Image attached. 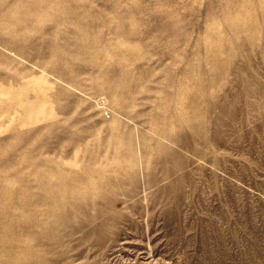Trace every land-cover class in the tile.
Instances as JSON below:
<instances>
[{
    "label": "rangeland",
    "instance_id": "1",
    "mask_svg": "<svg viewBox=\"0 0 264 264\" xmlns=\"http://www.w3.org/2000/svg\"><path fill=\"white\" fill-rule=\"evenodd\" d=\"M0 1V264H264V0Z\"/></svg>",
    "mask_w": 264,
    "mask_h": 264
},
{
    "label": "bare ground",
    "instance_id": "2",
    "mask_svg": "<svg viewBox=\"0 0 264 264\" xmlns=\"http://www.w3.org/2000/svg\"><path fill=\"white\" fill-rule=\"evenodd\" d=\"M3 1H5V0H3ZM6 1H8V0H6ZM18 1H19V0H18ZM0 2H1V1H0ZM12 3H13V2H12ZM13 5H15V4H13ZM10 7L12 8V5H10ZM18 7H19V6H18ZM13 8H14V7H13ZM9 9H10V8H9ZM9 9H7V10H8V11H7L8 13H9ZM11 10H12V9H11ZM8 13H7V14H8ZM10 13H11V12H10ZM0 14H1V13H0ZM2 14H3V13H2ZM10 15H11V14H10ZM261 19H262V18H261ZM245 34H246V33H245ZM245 36H246V35H245ZM246 37H247V36H246ZM263 37H264V36H263ZM250 40H251V38H250ZM263 40H264V39H263ZM255 43H256V42H255ZM249 46H250V45H249ZM263 47H264V46H263ZM256 48H257V46H256ZM248 49H249V48H248ZM248 49H247V50H248ZM261 49H262V47H261ZM263 50H264V49H262L261 51H263ZM247 52H248V51H247ZM219 53H220V52H219ZM257 53H260V52H257ZM261 54H263V53H261ZM256 55H257V54H256ZM256 55H255V56H256ZM263 55H264V54H263ZM249 56H250V55H249ZM253 56H254V55H253ZM218 58H219V57H218ZM218 58H217V59H218ZM223 60H224V59H223ZM262 61H263V60H262ZM206 62H208V61H206ZM218 62H219V61H218ZM263 62H264V61H263ZM223 63H224V61H223ZM203 64H204V63H203ZM210 64H211V63H210ZM216 64H217V63H216ZM225 64H226V63H225ZM238 64H239V63H238ZM246 64H247V63H246ZM204 65H205V64H204ZM230 66H231V65H230ZM230 66H229V67H230ZM241 66H242V65H241ZM220 67H221V66H220ZM242 67H244V66H242ZM204 69H205V68H204ZM230 69H231V68H230ZM244 69H245V68H244ZM248 69H249V68H248ZM206 70H207V69H206ZM225 70H226V69H225ZM208 71H209V70H208ZM208 71H207V72H208ZM221 71H222V69H221ZM244 71H246V70H244ZM202 72H203V71H202ZM215 72H216V71H215ZM227 72H228V71H227ZM220 73H221V72H220ZM220 73H218V74L220 75ZM215 74H216V73H215ZM221 74H222V73H221ZM246 74H247V73H246ZM219 75H218V76H219ZM248 76H249V75H248ZM216 77H217V76H216ZM251 77H252V76H251ZM209 78H210V76H209ZM221 78H223V77H221ZM219 79H220V78H219ZM215 80H216V79H215ZM217 80H218V79H217ZM250 80H251V79H250ZM213 81H214V80H213ZM221 81H222V80H221ZM204 82H206V80H204ZM209 82H210V81H209ZM215 82L217 83V81H215ZM216 83H215V84H216ZM254 83H255V82H254ZM209 84H210V83H209ZM209 84H208V85H209ZM219 84H220V83H219ZM240 84H241V83H240ZM255 84H256V83H255ZM256 85H257V84H256ZM214 86H215V85H214ZM217 86H218V85H217ZM225 87H226V86H225ZM225 87H224V88H225ZM254 88H255V87H254ZM205 91H206V90H205ZM262 91H263V90H262ZM207 94H208V93H207ZM221 96H224V95H221ZM227 96H228V95H227ZM229 97H232V96H229ZM235 98H236V97H235ZM255 98H256V97H255ZM200 99H201V98H200ZM216 99H217V97H216ZM226 99H227V98H226ZM229 99H230V98H229ZM232 99H233V98H232ZM237 99H238V98H237ZM239 99H240V98H239ZM207 100H208V99H207ZM214 100H215V99H214ZM235 100H236V99H235ZM194 101H195V100H194ZM219 101H220V100H219ZM219 101H218V102H219ZM102 102H103V100H102ZM223 102H224V101H223ZM230 102H231V99H230ZM232 102H233V101H232ZM232 102H231V103H232ZM104 103H105V101H104ZM215 103H217V102H215ZM221 103H222V102H221ZM226 103H227V102H226ZM96 104H97V103H96ZM102 104H103V103H102ZM229 104H230V103H229ZM97 105H98V104H97ZM218 105H219V104H218ZM32 107H33V106H32ZM38 107H40V106H38ZM215 107H216V106H215ZM220 107H221V105H220ZM35 108H36V107H35ZM191 109H192V108H191ZM221 111H223V110H221ZM223 112H224V111H223ZM254 113H255V112H254ZM222 114H223V113H222ZM184 115H185V114H184ZM248 118H249V117H248ZM191 122H192V121H191ZM194 125H195V124H194ZM241 125H242V124H241ZM194 127H196V126H194ZM192 129H194V128H192ZM202 130H203V129H202ZM195 132H196V129H195ZM180 133H181V132H180ZM192 134H193V133H192ZM192 134H191V135H192ZM197 134H198V133H197ZM197 134H196V135H197ZM187 135H188V133H187ZM194 135H195V134H194ZM187 137H188V136H187ZM199 137H200V136H199ZM197 138H198V137H197ZM188 139H189V138H188ZM188 139H186V140H188ZM192 139H194V138H192ZM189 140L191 141V138H190ZM189 140H188V141H189ZM195 140H196V138H195ZM195 143H196V142H195ZM199 143H200V142H199ZM202 143H203V142H202ZM187 144H189V143H187ZM192 145H193V144H192ZM145 146H148V145H145ZM148 148H150V147L148 146ZM193 148H194V147H193ZM124 151L126 152V151H128V150L125 149ZM129 151H130V150H129ZM130 152H131V151H130ZM132 152H134V151H132ZM136 152H137V151H136ZM124 155H125V153H124ZM134 155H135V154H134ZM173 155H174V154H173ZM153 157H154V156H153ZM102 176H103V175H102ZM96 178H97V176H96ZM96 178H95V179H96ZM100 180H101V179H100ZM101 181H102V180H101ZM103 181H104V180H103ZM109 193H110V192H109ZM129 195H130V194H129ZM72 211H73V210H72ZM90 214H91V213H90ZM73 246H74V245H73ZM68 252H69V251H68ZM70 257H71V256H70ZM34 260H36V259H34ZM48 262H49V261H48ZM57 262H59V261H57ZM62 262H63V260H62ZM62 262H61V263H62ZM69 262H70V261H69ZM61 263H60V264H61ZM47 264H48V263H47ZM52 264H53V263H52Z\"/></svg>",
    "mask_w": 264,
    "mask_h": 264
}]
</instances>
